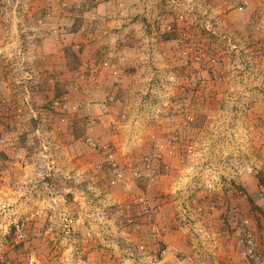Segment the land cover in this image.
Returning <instances> with one entry per match:
<instances>
[{
    "label": "rangeland",
    "instance_id": "obj_1",
    "mask_svg": "<svg viewBox=\"0 0 264 264\" xmlns=\"http://www.w3.org/2000/svg\"><path fill=\"white\" fill-rule=\"evenodd\" d=\"M0 70V264H264V0H0Z\"/></svg>",
    "mask_w": 264,
    "mask_h": 264
},
{
    "label": "crops",
    "instance_id": "obj_2",
    "mask_svg": "<svg viewBox=\"0 0 264 264\" xmlns=\"http://www.w3.org/2000/svg\"><path fill=\"white\" fill-rule=\"evenodd\" d=\"M37 46V45H36ZM38 48L37 49H39V51L41 52V50H42V47H43V45L41 46V44H39L38 46H37ZM44 51V50H43ZM42 51V52H43ZM53 56L54 55H52V58H53ZM27 57L29 58V57H31V56H29V55H27ZM41 57V56H40ZM55 62H58V61H55V58H53V60H52V65H50L51 67V69H52V71L54 70V67H55ZM1 71V70H0ZM47 83V82H46ZM48 84H49V82H48ZM5 87V86H4ZM1 88V87H0ZM5 89L7 90V88L5 87Z\"/></svg>",
    "mask_w": 264,
    "mask_h": 264
},
{
    "label": "built area",
    "instance_id": "obj_3",
    "mask_svg": "<svg viewBox=\"0 0 264 264\" xmlns=\"http://www.w3.org/2000/svg\"><path fill=\"white\" fill-rule=\"evenodd\" d=\"M20 67H22L21 65H20ZM22 68H24V67H22ZM32 260V259H31Z\"/></svg>",
    "mask_w": 264,
    "mask_h": 264
}]
</instances>
